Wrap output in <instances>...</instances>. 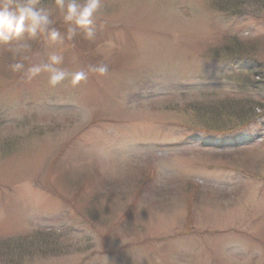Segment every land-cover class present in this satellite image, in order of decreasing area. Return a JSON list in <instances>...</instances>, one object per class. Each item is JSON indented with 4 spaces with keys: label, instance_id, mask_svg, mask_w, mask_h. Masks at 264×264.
<instances>
[{
    "label": "rangeland",
    "instance_id": "374dc122",
    "mask_svg": "<svg viewBox=\"0 0 264 264\" xmlns=\"http://www.w3.org/2000/svg\"><path fill=\"white\" fill-rule=\"evenodd\" d=\"M95 26L63 44L26 32L15 59L0 44V264H264V118L204 133L188 107L264 101L227 80L248 64L216 54L262 22L209 0H102ZM53 50L88 78L53 88L10 67Z\"/></svg>",
    "mask_w": 264,
    "mask_h": 264
},
{
    "label": "clouds",
    "instance_id": "9594fccd",
    "mask_svg": "<svg viewBox=\"0 0 264 264\" xmlns=\"http://www.w3.org/2000/svg\"><path fill=\"white\" fill-rule=\"evenodd\" d=\"M102 6V0H56V7L60 10L66 33L62 34L55 26L51 7L41 6V0H0V44L7 45L15 59L22 49L30 48L27 39H36L46 36L52 44H63L64 40H72L82 35L87 40L96 37V13ZM27 39H22L25 33ZM64 63L62 52L53 50L46 59L33 63L29 67L21 61L10 65L12 71L23 72L28 80L47 74L50 87L56 86L69 79L76 85L88 78L84 70L69 73L61 67ZM109 66L106 63H97L88 66V72L106 75Z\"/></svg>",
    "mask_w": 264,
    "mask_h": 264
},
{
    "label": "trees",
    "instance_id": "16d2710c",
    "mask_svg": "<svg viewBox=\"0 0 264 264\" xmlns=\"http://www.w3.org/2000/svg\"><path fill=\"white\" fill-rule=\"evenodd\" d=\"M48 2L56 4V0H41V6H45ZM209 3L210 7L220 14L250 16L262 22L264 27V0H209ZM257 15L261 18H258ZM54 26L59 31H63L57 25L54 24ZM263 41L264 38L253 41L240 40L235 37L222 40V44L217 48V55H223L230 62L244 61L248 64L247 74L228 76L229 82L235 83L241 89L255 87L258 84L264 85V62L260 61L257 50ZM217 55L212 52L209 58H217ZM188 107L196 119H199L198 122L200 123V120L203 122L206 131L202 132L223 134L227 128L234 126L242 128L255 121L258 117L256 112H264V101L240 95L227 97L220 101H210L207 104L195 103ZM38 235L43 234L39 233Z\"/></svg>",
    "mask_w": 264,
    "mask_h": 264
}]
</instances>
